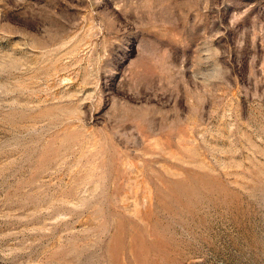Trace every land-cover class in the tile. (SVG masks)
Returning <instances> with one entry per match:
<instances>
[{
    "label": "rangeland",
    "instance_id": "obj_1",
    "mask_svg": "<svg viewBox=\"0 0 264 264\" xmlns=\"http://www.w3.org/2000/svg\"><path fill=\"white\" fill-rule=\"evenodd\" d=\"M0 264H264V0H0Z\"/></svg>",
    "mask_w": 264,
    "mask_h": 264
}]
</instances>
